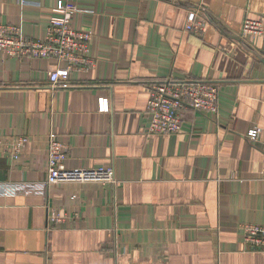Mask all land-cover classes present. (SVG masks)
Wrapping results in <instances>:
<instances>
[{
    "label": "crops",
    "instance_id": "obj_1",
    "mask_svg": "<svg viewBox=\"0 0 264 264\" xmlns=\"http://www.w3.org/2000/svg\"><path fill=\"white\" fill-rule=\"evenodd\" d=\"M59 1L0 0V25L44 39ZM63 1L94 33L95 66L52 87L55 60L0 52V183L45 181L50 133L68 169L111 166L117 183L0 196V264H264L243 229L264 223V34L242 32L264 0ZM191 11L201 36L184 30ZM169 79L217 84L218 115L186 105L181 133H149V86Z\"/></svg>",
    "mask_w": 264,
    "mask_h": 264
},
{
    "label": "built area",
    "instance_id": "obj_2",
    "mask_svg": "<svg viewBox=\"0 0 264 264\" xmlns=\"http://www.w3.org/2000/svg\"><path fill=\"white\" fill-rule=\"evenodd\" d=\"M54 16L46 28L44 39L27 38L20 27L0 25V52L8 57L22 59H52L56 67L50 72L49 80L52 87H70L71 73H88L95 66L91 56V43L94 33L91 30H75L71 21L77 12L75 6L60 0ZM187 33L197 36L205 32V23L195 11L188 14L184 27ZM244 35L261 37L264 34L262 20L245 19L242 27ZM65 64V66H63ZM150 96L147 112L151 117L149 133L157 135H178L181 133L183 118L181 109L189 106L195 111L218 115L219 86L208 81H188L169 79L153 83L149 86ZM108 99H100V111L109 112ZM261 130L254 128L249 131L248 138L259 141ZM28 143L27 137H21L14 146L13 157L18 158ZM68 158V148L55 133L48 137V171L45 181L30 184L0 183V196L17 194L45 195L50 186L62 183H98L116 184L115 170L111 166L98 169H68L64 161ZM262 180L264 181V162ZM54 222H61L59 215L52 214ZM245 243L250 249L264 252V223L243 226Z\"/></svg>",
    "mask_w": 264,
    "mask_h": 264
}]
</instances>
